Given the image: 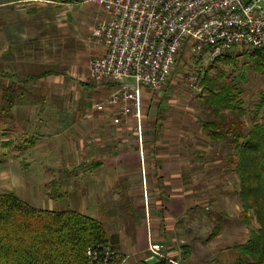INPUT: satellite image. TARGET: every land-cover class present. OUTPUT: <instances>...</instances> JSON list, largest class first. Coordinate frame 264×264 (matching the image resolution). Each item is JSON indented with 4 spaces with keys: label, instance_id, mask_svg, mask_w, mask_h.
Returning <instances> with one entry per match:
<instances>
[{
    "label": "rangeland",
    "instance_id": "1",
    "mask_svg": "<svg viewBox=\"0 0 264 264\" xmlns=\"http://www.w3.org/2000/svg\"><path fill=\"white\" fill-rule=\"evenodd\" d=\"M98 1L0 0V193H11L36 208L54 205L63 210L68 203L74 208L77 197L64 198V182L78 184L75 177L84 169L108 170L114 156L137 147L141 157L150 158L141 170L163 177L157 180L151 174L142 180L145 213L162 203L159 186L169 194L164 203L180 213L175 238L161 245L163 252L177 264H230L242 256L236 247L245 245L259 224L251 211L246 220L242 216L232 151L226 142H209L197 99L204 93V78H218L219 84L233 88L244 132L257 126L264 130V67L256 65L258 50L235 49L214 60L181 51L160 90H141L137 117L114 125L119 108L107 101L115 87L99 89L89 73L90 61L104 52L92 37L105 18ZM6 89L11 106L4 100ZM98 162L101 166L95 169ZM126 164L138 171L133 163ZM90 191L91 200L113 199L117 203L110 205H120V216L132 215L118 190L97 195ZM130 191L125 195L134 196L139 211L140 191ZM110 205L100 204L98 215L105 216Z\"/></svg>",
    "mask_w": 264,
    "mask_h": 264
},
{
    "label": "built area",
    "instance_id": "2",
    "mask_svg": "<svg viewBox=\"0 0 264 264\" xmlns=\"http://www.w3.org/2000/svg\"><path fill=\"white\" fill-rule=\"evenodd\" d=\"M98 4L105 18L92 37L104 52L90 61L89 73L97 86H116L107 101L109 107L119 108L114 125L130 115L137 117L141 90H160L181 51L214 60L235 49L264 50V0H99ZM148 252L161 257L163 249L150 243ZM98 254L103 262L114 255L105 248L100 253L87 251L91 260Z\"/></svg>",
    "mask_w": 264,
    "mask_h": 264
},
{
    "label": "trees",
    "instance_id": "3",
    "mask_svg": "<svg viewBox=\"0 0 264 264\" xmlns=\"http://www.w3.org/2000/svg\"><path fill=\"white\" fill-rule=\"evenodd\" d=\"M256 52V65L264 67V50ZM217 80L204 78V93L197 99L204 116L201 127L213 145L226 142L230 146L231 164L240 178L242 216L246 220L251 211L259 224V231L236 247L242 256L230 264H264V130L257 126L244 132L243 113L233 104V88ZM10 94L4 96L8 106L12 105ZM108 242L107 229L98 219L72 210L39 209L11 193H0V264H121L123 258ZM103 248L114 253L107 262L100 254L95 260L87 256L88 250L100 253ZM167 252L156 257V264L177 263Z\"/></svg>",
    "mask_w": 264,
    "mask_h": 264
},
{
    "label": "crops",
    "instance_id": "4",
    "mask_svg": "<svg viewBox=\"0 0 264 264\" xmlns=\"http://www.w3.org/2000/svg\"><path fill=\"white\" fill-rule=\"evenodd\" d=\"M37 1L40 0H25L14 3L11 2L9 4H23ZM48 2L49 1H45V3L49 4ZM31 76H33V73ZM4 86L7 87V84L5 83ZM110 86L114 85L99 86V89L109 88ZM114 87L116 88V86ZM7 89L6 93L10 91ZM128 149L123 152L125 153V155H113L115 164L114 166L110 167V169H104L101 171L100 169L103 168V166H101V163L98 162L96 163L98 166L95 165V169L101 166V168L97 170L98 172L94 173L87 169L79 172L77 177H75V180L77 178L78 184H76V182H72L71 180L66 181L68 183L64 182L62 186L64 198H66L67 195H72L74 198H77L74 201V208L68 207L70 204L68 203V205L66 206L67 208L63 210L76 211L91 218L98 219L107 229L109 236V247L123 258L122 261H125L126 264H142L145 259L151 256L148 254V247L150 243L159 244L160 246L162 245L164 248V246L168 244L170 238H175V233L177 232L175 223L176 219L180 218H177L178 215L180 216V213L178 212L177 208L170 207V205L164 203L168 200L169 194L164 193L161 190L160 186L157 187V193L159 196V201H162V203L160 202L158 205L151 206L150 209H148V212L145 213L146 205L144 206V203L142 201L144 199L142 180L146 178L151 179L152 175L157 180H163V177H156V174L150 173L149 170L142 171L141 164H148V160H150V158L141 157L139 151H137V147L135 149L129 146ZM126 155L134 156L132 157ZM131 158H133V162ZM158 159V157L154 158V161L158 163ZM127 161H129L131 165L133 163L138 171H130L127 168V166L129 165L126 164ZM66 175V173H63V178H65ZM90 188L93 189V193H95V195L100 192L111 191L113 193V190H118L119 192L115 193H117L118 196H124L125 198H127V208L132 210V215L125 216L124 214L120 216L118 214V212L120 211V205H110L112 203H117L113 199H104V202L102 203L103 200L101 201V198H98V196H96L95 200H91L90 195L92 196V193L90 191ZM134 189H138L140 191L141 201L139 202H141L142 205L141 208H139V211L136 208L137 206L134 207L133 205V203L135 204L136 202V200H133L134 196L125 195L126 191H128V194H130V190ZM106 203L112 206L111 210L104 209L105 216L101 217L100 215H98V206H100V204L106 206ZM39 209L50 211L57 210L54 205L52 208ZM58 210L60 209L58 208ZM127 219H129L130 222L127 221Z\"/></svg>",
    "mask_w": 264,
    "mask_h": 264
},
{
    "label": "water",
    "instance_id": "5",
    "mask_svg": "<svg viewBox=\"0 0 264 264\" xmlns=\"http://www.w3.org/2000/svg\"><path fill=\"white\" fill-rule=\"evenodd\" d=\"M158 262L157 258L154 256H150L147 259H145L142 264H156Z\"/></svg>",
    "mask_w": 264,
    "mask_h": 264
}]
</instances>
